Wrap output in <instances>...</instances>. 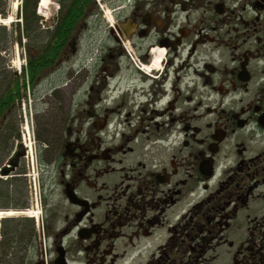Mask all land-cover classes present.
Masks as SVG:
<instances>
[{"label": "flooded vegetation", "instance_id": "flooded-vegetation-1", "mask_svg": "<svg viewBox=\"0 0 264 264\" xmlns=\"http://www.w3.org/2000/svg\"><path fill=\"white\" fill-rule=\"evenodd\" d=\"M61 1L17 132L48 264H264V0Z\"/></svg>", "mask_w": 264, "mask_h": 264}, {"label": "trees", "instance_id": "trees-1", "mask_svg": "<svg viewBox=\"0 0 264 264\" xmlns=\"http://www.w3.org/2000/svg\"><path fill=\"white\" fill-rule=\"evenodd\" d=\"M39 1L23 0L18 20L11 21L13 30L0 24V169L8 160L3 156V150L5 148L11 150L14 139L19 136L16 130L18 129L15 121L16 111L22 98L24 96L26 98L32 88L35 62L39 63V68L45 67L49 63L48 59L52 60L58 53V39L66 37L69 32V28H65L69 23H65L63 9L60 12L56 31L42 29L41 16L37 14ZM61 4L64 6L63 0ZM10 5L11 0H0L2 17L9 16ZM23 39H26L23 46L27 65L23 67L22 73H18L11 67L10 51L13 43L22 45ZM21 156L17 155L9 160L16 167L14 175L10 179L0 177V198L6 197L13 207L24 209L28 204L30 185L26 174L28 165ZM27 229H29L28 236H26ZM1 234L4 237L0 239V264H35L37 259L38 263L43 262L40 257L43 251L42 243L33 219H4Z\"/></svg>", "mask_w": 264, "mask_h": 264}, {"label": "rangeland", "instance_id": "rangeland-1", "mask_svg": "<svg viewBox=\"0 0 264 264\" xmlns=\"http://www.w3.org/2000/svg\"><path fill=\"white\" fill-rule=\"evenodd\" d=\"M59 1L60 0H50L47 8L45 9H41L37 7V14L41 16V22H42V29H50L51 26L54 24V21L56 20V15L57 12L59 11ZM22 2L23 0H11V5H10V9H9V16L7 18L2 17V15L0 14V24L2 25H6L7 27H9L11 30L14 29V27L11 25V21L13 20H18L17 17H19V14L21 12V6H22ZM26 39H23L22 41V45H19L17 43H13L11 46V51H10V63H11V67L15 70L18 71V73H22L23 67H26L27 65V56H26V51L24 49V44H25ZM35 42V41H34ZM36 43H38V41L36 40ZM25 97V96H24ZM33 99L31 98V102ZM23 101V100H22ZM25 103L26 105H20L18 107V110L16 111V128L23 130V127L19 124L18 125V120L19 119H24V117H21L20 114H24L25 112L27 113L28 117H29V122L28 124L31 126V119H30V100L27 98L25 99ZM22 103V102H21ZM20 103V104H21ZM23 110V111H22ZM26 121L23 120L22 125H25ZM18 129H16L18 131ZM26 132V131H25ZM22 134V133H21ZM24 136L21 135L20 139L19 138H15L13 141V146L11 148V150L5 148L3 150V156L8 159L5 161V163L3 164L4 166H2V169L4 168H9L10 169V173L3 175L1 174L2 172L0 171V177H2L3 179H10L14 174L13 172H15L14 170H12L13 165L10 163L9 160L12 159V157H17V155H22L21 157H23L22 159L26 161V163H28V170L26 171L27 173V181L30 184L33 183L34 180L38 181V168H37V162L35 159L34 165H32V159H31V154H29L27 156L26 152L24 154L23 151H25L26 146H25V142L28 143L29 145L31 144L33 147V151H34V139L32 137V135L27 134L25 138H23ZM25 141V142H24ZM33 157L36 158V154L33 152ZM9 204V207L4 208V204ZM13 205L12 203H9L6 199V197H2L0 198V211H11L12 214L9 216L6 215H2L0 216V239H2L4 237L3 234H1V229H2V221L4 219H10V218H30L33 219L36 225V231L39 235V240L42 243V254L40 255L41 259H43L44 257H46V253H45V247H44V243L47 247V250L49 251V240L48 237L46 236V238H43V235L41 234V225L40 227L37 226V219L39 218V220L41 221V215H44V209L42 207L41 204V197H40V190H29V199H28V204L27 207L24 209L19 208L18 206H11ZM24 210H29L27 211L28 213L24 214L23 212H25ZM15 212V213H14ZM34 213V214H32ZM36 213V215H35ZM5 217V218H4ZM19 223H23L22 221H19ZM29 235V229H27V233L26 236ZM30 251V249L28 250ZM50 252H48L49 254ZM43 257V258H42Z\"/></svg>", "mask_w": 264, "mask_h": 264}, {"label": "bare ground", "instance_id": "bare-ground-1", "mask_svg": "<svg viewBox=\"0 0 264 264\" xmlns=\"http://www.w3.org/2000/svg\"><path fill=\"white\" fill-rule=\"evenodd\" d=\"M49 2H50V0H41L40 1V5H39V8H41V9H45V8H47V6H48V4H49ZM15 213V212H14ZM24 214L26 213H28L27 211H25V212H23ZM7 215V216H9V215H11L12 214V212L11 211H7V212H5V211H0V216H2V215ZM32 214H34V213H32ZM35 215H36V213H35Z\"/></svg>", "mask_w": 264, "mask_h": 264}, {"label": "water", "instance_id": "water-1", "mask_svg": "<svg viewBox=\"0 0 264 264\" xmlns=\"http://www.w3.org/2000/svg\"><path fill=\"white\" fill-rule=\"evenodd\" d=\"M1 172H2L1 174L6 175V174L10 173V169L9 168H4V169H2ZM59 264H66V262L64 260H60Z\"/></svg>", "mask_w": 264, "mask_h": 264}]
</instances>
